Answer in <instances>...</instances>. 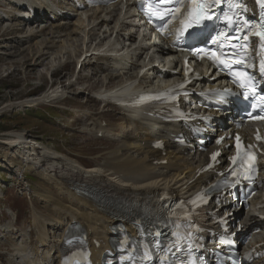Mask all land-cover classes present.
Wrapping results in <instances>:
<instances>
[{"label": "bare ground", "instance_id": "bare-ground-1", "mask_svg": "<svg viewBox=\"0 0 264 264\" xmlns=\"http://www.w3.org/2000/svg\"><path fill=\"white\" fill-rule=\"evenodd\" d=\"M1 1L7 8L0 9V27L1 24L6 25L3 33L4 35L12 34V37H8V43L14 44V46L10 44L5 47L7 50L11 47V51L13 48L16 49V52L1 53L4 56H12V53L15 56L17 53L15 57L19 54L23 55L22 59H24V53L31 51L32 56L29 60L31 65H40L39 63L43 62L45 58L50 59V66L47 70L55 72L57 66L63 63L62 59H65L63 61L67 65L69 64L68 59L73 55L76 60L83 53L84 45H81L80 38V33L85 28L83 18H79L76 22H72L70 17L55 23L47 20L41 25V28L29 24V28L25 30L22 24L25 19L16 16V14H24L21 7L18 6L19 0ZM35 1L37 2V0ZM10 5L16 6L9 8ZM101 16V11L94 12V19L91 22L99 20ZM70 25L73 28H69ZM101 25L107 26L109 23L101 20L98 26ZM115 29L116 40L110 44L109 48L103 50L99 60L93 62L85 57L81 68L89 65L88 63L91 61L90 65L95 72L93 74H102L100 75L102 78L99 79L101 85L98 87V93H89L87 101H89L88 106L91 103L100 102L103 107L99 108V112L92 110L95 115H88L85 124L91 121L93 125V128H89L91 132L98 134L102 131L105 138L116 141L118 146L108 150L102 161L92 166L93 168H87L73 157L40 143L34 136L29 138L23 132L11 133L12 131H9L7 137L0 140L7 151L12 152L10 163L14 160L13 158H16L20 168L22 166L31 168L35 176L38 175L50 186L49 188L44 186V189L39 193L30 185L27 186L40 201L36 203H42L47 209L46 211L43 209L45 212L38 211L33 205V221H36L37 225L44 229L39 236L40 244H46L45 237L50 236L51 231H49L48 225L54 228L56 233H60L62 224L70 225L76 220L86 225L89 235L100 240L102 245H108L110 225L114 222V217L101 212L94 199L77 194L75 187L79 184H90L97 191H116L122 195L134 193L149 195L166 191L171 197H186L205 177L212 175L208 172L196 177L198 169L207 162L208 153L198 149L189 151L185 147L176 145L171 140L170 134L180 131L178 125H159L152 117L148 115L140 117L134 114L129 107L120 106L117 101H114L117 96H122L137 82L135 87L149 85L154 82L153 80H156L155 83L158 85L163 80L160 74L168 66V63L164 62L165 54L169 53L162 46L154 45L150 38L146 36L141 38L142 34L129 25L125 19L118 26L115 23L112 31ZM94 33L92 30L89 31V35L95 36V39L103 35ZM117 42L124 44L123 55L115 53L118 52L115 48ZM106 44L107 42L98 49ZM160 59L162 62L158 63ZM24 64H26V60ZM145 67H149V71L140 76V71ZM135 79L136 82H133ZM108 82L114 83L107 86ZM74 84H79L78 78L74 82H69L68 85L65 84L64 87L66 86L67 90ZM64 87L49 90L41 95L35 94L21 100L8 102L0 106V112L21 108L24 104L42 103L46 100L44 97H49L51 93L58 90L64 91L62 90ZM84 90L85 88H82V91L79 92ZM223 114H219L220 118H224ZM106 115H110V119H107ZM104 121L107 123L106 125L103 124ZM120 129L123 132H120ZM221 130L222 127L218 125V131ZM158 139H163L166 143V156L162 155V151L159 149L152 147V143ZM165 158L168 159L167 163L162 162ZM263 198L264 195L257 196L256 205L263 204ZM252 218L254 217H251L250 220ZM12 238L10 235L6 241L9 245L13 243ZM46 248L49 249L48 244L45 246ZM94 252L96 253L97 250ZM40 257L44 258L41 249ZM46 258L52 259L47 256Z\"/></svg>", "mask_w": 264, "mask_h": 264}, {"label": "rangeland", "instance_id": "rangeland-1", "mask_svg": "<svg viewBox=\"0 0 264 264\" xmlns=\"http://www.w3.org/2000/svg\"><path fill=\"white\" fill-rule=\"evenodd\" d=\"M3 32H5V26L0 27V39H2L0 44V106L39 94L44 90L47 91L52 85L68 84L67 80L73 79L71 76L76 66L74 55L68 59L69 64L57 66L55 72L48 71L50 59L45 58L43 62L39 63L40 65L33 66L29 62L32 56L31 51L24 53V59H22L23 55L19 54L15 57L17 53L15 56L13 53L12 56L1 54L6 51L16 52L15 48L13 51H11V47L6 49L5 46L10 44L14 46V44L8 43V37L13 35L8 32L7 35H4ZM25 60L26 64H24ZM63 60L65 59H62L64 63ZM32 61L35 62L34 59ZM94 61L96 59H93ZM90 62L79 73V84L71 85L72 91H67L68 96L65 99L47 102L38 107L17 108L0 112V140H4L9 131H12L11 133L23 132L29 138L34 136L40 143L73 157L83 167L93 168L92 166L102 161L105 153L118 145L117 142L114 143L108 138L95 136L94 132L89 130V128H93L91 121L85 124L88 115H95L92 110L99 112V108L103 107L100 102L91 103L88 106V93L97 91L101 85L99 79L102 78L101 73L93 74L94 70ZM112 83L114 82H108L107 86ZM82 88H85L83 92L75 94L82 91ZM110 117V115H106L107 119ZM126 127H128L127 124ZM119 131L123 132L122 129ZM11 153L0 141V227L12 220L15 213H18L20 225H27L28 220L31 219L30 215L33 213L31 208L33 205L38 211L45 212L47 210L42 203H36L40 201L27 186L30 185L39 193L44 189V186L49 188V184L38 175L35 176L31 168L23 166L20 168L16 158H13L14 160L10 163ZM4 243L6 242H0V252L6 249Z\"/></svg>", "mask_w": 264, "mask_h": 264}, {"label": "snow or ice", "instance_id": "snow-or-ice-1", "mask_svg": "<svg viewBox=\"0 0 264 264\" xmlns=\"http://www.w3.org/2000/svg\"><path fill=\"white\" fill-rule=\"evenodd\" d=\"M188 3L189 8L188 12L184 15L183 19L180 21L181 28L180 32L182 33L187 28L193 27L194 25H199L203 23L205 20L212 19L211 10L216 6L219 5L222 0H154L156 5V11L153 13L160 19H164L165 17L169 18V22L171 20H175L181 13V8L185 3ZM259 5L261 8H264V0H258ZM229 8L233 7H243L242 4L239 3V0H228ZM227 25L235 26V30H243L247 29L248 33L254 35L260 41V48H261V58L259 63V71L260 73L264 74V24H250L248 20H244L242 23L239 20H233L232 17L225 14L224 16ZM253 28H258V31L253 32ZM224 33H221L223 36ZM240 37H236L239 39ZM245 43L241 44L239 47L240 49L248 52L249 55L245 59H232L231 61L222 60L219 56H216L215 53H212L210 58L215 59L217 63L222 64L225 68L231 69L233 64L243 65L246 69H251L255 67L254 62H246L251 60V51L249 49V41H248V34L244 35ZM217 41H214L216 43ZM233 47L232 55L239 57L241 52L236 50L235 46ZM202 50H197V54ZM222 55H225L222 53ZM203 58V57H201ZM237 77L238 82L240 83L241 88L246 89L244 95L248 96H257V92L254 86H252L253 77L249 75L246 71H241L238 73H233ZM259 102L255 105V107L259 108L262 113H264V95L258 97ZM255 119H264V116H256L253 117ZM260 138L259 136L257 137ZM239 141V137H237ZM251 148V146H248ZM218 153H214L212 159L215 160ZM244 155H248V153H244ZM233 162L235 163L237 158L233 157ZM243 164V157H241V165ZM211 167V165H210ZM246 172L255 171V168H248L245 169ZM235 174V173H234ZM246 179H249V176H245ZM145 256H147V248L145 249Z\"/></svg>", "mask_w": 264, "mask_h": 264}]
</instances>
